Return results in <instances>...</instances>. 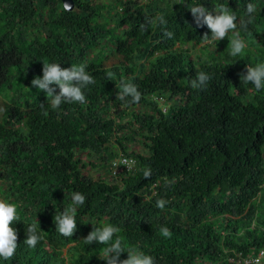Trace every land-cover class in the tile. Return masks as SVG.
Instances as JSON below:
<instances>
[{"label":"trees","instance_id":"1","mask_svg":"<svg viewBox=\"0 0 264 264\" xmlns=\"http://www.w3.org/2000/svg\"><path fill=\"white\" fill-rule=\"evenodd\" d=\"M73 2L65 12L61 0H0V199L16 203L20 217L11 225L18 230L15 255L0 264H106L100 256L108 245L84 238L93 224L107 223L121 229L125 247L156 264H236L228 258L264 249V90L240 79L246 66L264 63V0ZM249 3L257 8L254 20L240 29ZM196 5L213 15L215 6L228 7L241 38L254 44L260 37V44L235 57L231 32L202 45L211 31L195 24L189 8ZM160 15L166 25L140 30ZM186 44L216 51L195 60ZM109 54L118 61L105 63ZM43 62L88 65L95 83L84 89L87 102L51 109L47 94L31 85ZM199 72L211 77L204 90L191 87ZM129 78L142 93L138 104L116 99V83ZM135 136L145 139L147 154L123 144ZM112 137L136 167L95 179L81 154L104 153L110 167L119 154L108 147ZM144 168L152 170L149 179ZM74 192L86 202L77 206L76 231L65 237L54 217L72 206ZM161 198L168 201L163 210L156 207ZM29 224L44 237L35 248L24 243ZM163 226L170 238L160 234Z\"/></svg>","mask_w":264,"mask_h":264},{"label":"clouds","instance_id":"2","mask_svg":"<svg viewBox=\"0 0 264 264\" xmlns=\"http://www.w3.org/2000/svg\"><path fill=\"white\" fill-rule=\"evenodd\" d=\"M189 9L195 24L197 26L207 25L211 31V36L205 34L202 37V45L218 42L225 37L228 38V34L231 32L233 33V37L230 41L231 47L229 54L235 57L244 52L246 42L240 36L237 25L238 18L228 7L224 5L215 6V15L212 12H208L203 5H196ZM63 10L65 12H71L73 7L71 4L64 2ZM256 11L257 8L252 3L246 6L247 19H240V29H247V26L253 22V14ZM166 23L167 21L163 15L156 16L155 18H146L145 23L140 25V30L147 31L149 25H166ZM164 35L172 38L173 33L166 31ZM87 68L88 65L83 63L62 68L60 63L43 62L42 77L37 76L33 78L31 85L47 94V101L53 110L58 109L63 103L84 104L87 102L84 89L90 84L95 83L93 76L86 71ZM106 77L109 80H113V73L107 71ZM210 79L211 77L207 73L199 72L197 78L191 81V87L193 89L204 90ZM240 79L245 84L251 83L257 92L264 90V63H258L254 67L246 66V73H241ZM54 85H58V93L55 87H53ZM116 86L119 89L116 94V99L122 104L130 105L140 102L142 93L138 90V86L132 82L131 78L127 80L121 79L119 83H116ZM41 107H44V104H41ZM120 154L122 153H119L116 157ZM116 157L111 160L110 167H108L114 178L122 171L119 170L116 174L112 173V161ZM117 165H124L127 170L132 171L136 167V161L123 159L119 162H114V167ZM142 176L145 179H149L152 176L151 168L142 169ZM71 199L72 206L66 207L62 213L54 217L56 231L65 237H72L76 231L77 206H83L85 204L86 196L81 192H74ZM144 199L150 200L151 197H144ZM167 203L168 201L163 198L157 199L156 207L163 210ZM17 208L18 205L16 203L0 199V257L5 260L11 259L15 255L18 247V230L11 226L14 222L20 220ZM120 231L121 229L118 226L111 223L101 224L100 226L93 224V230L84 238V241L89 245L93 244V242L108 245L104 249V254L100 256L102 260L106 261V264H156L155 257L145 254L143 251L134 247H125L122 239L117 235ZM25 233L26 239L24 243L29 248H35L44 238L36 224H29ZM160 234L165 238H170L172 235L166 226L160 228ZM114 236L117 238L113 242ZM124 252H127V258L121 260L120 256Z\"/></svg>","mask_w":264,"mask_h":264},{"label":"rangeland","instance_id":"3","mask_svg":"<svg viewBox=\"0 0 264 264\" xmlns=\"http://www.w3.org/2000/svg\"><path fill=\"white\" fill-rule=\"evenodd\" d=\"M97 2H107L108 0H95ZM231 38L233 37V33L230 36ZM245 40V39H244ZM260 37H258L257 39L254 40V44H250V42L246 41V45L249 46V44L251 45V49H253L255 46H258V44H260ZM106 45L108 43H105ZM100 46H98L92 53L95 54L96 52H98V50ZM184 48H186L188 50V52L190 53L191 57L193 59H206L209 57L210 53L216 51V46L214 45H210L207 48H203L201 47V45H197V46H192L190 44H186L183 46ZM104 51H107L108 49L106 47L102 48ZM118 61V56L115 55H111L109 54L107 59L105 60V63L107 64H113L116 63ZM3 97L0 94V102H2ZM135 108L136 109H144V107L141 106H136V107H131V109ZM164 108V106H163ZM162 108V109H163ZM124 134H129V130L128 129H124L123 130ZM120 134V133H119ZM124 145H126L128 150H135L137 152L143 153V154H147L148 150L147 147L145 145V139L143 138H139L137 136L134 137L133 140H123L122 141ZM108 147L111 148L113 151H116L118 153H121V150L119 148V144L115 141V138L112 137L111 139V143L108 144ZM101 156H104L103 154H97V153H82L81 154V158L84 161V163L86 164V168L84 169L85 172L89 173L93 178L95 179H105V180H109V175H108V166L107 168L105 167L106 164L104 163V160L102 159ZM92 161L94 163V166L91 164H88L87 162Z\"/></svg>","mask_w":264,"mask_h":264},{"label":"built area","instance_id":"4","mask_svg":"<svg viewBox=\"0 0 264 264\" xmlns=\"http://www.w3.org/2000/svg\"><path fill=\"white\" fill-rule=\"evenodd\" d=\"M158 101L160 102H164V99L161 97L157 98ZM166 107L164 106L163 110H165ZM123 159H129V160H134L135 159L131 156H127V155H123L120 154L118 157H116L113 161H112V173L116 174L119 170H127L126 166L124 165H117L116 167H114V162H119L120 160ZM129 171V170H127ZM229 261L231 262H235L236 264H264V249H260L255 255H251V256H241L240 254H236V256L234 257H230L228 258Z\"/></svg>","mask_w":264,"mask_h":264},{"label":"water","instance_id":"5","mask_svg":"<svg viewBox=\"0 0 264 264\" xmlns=\"http://www.w3.org/2000/svg\"><path fill=\"white\" fill-rule=\"evenodd\" d=\"M61 1H62V4H63L64 2H66V3L71 4L72 7L74 8V2H73V0H61Z\"/></svg>","mask_w":264,"mask_h":264}]
</instances>
